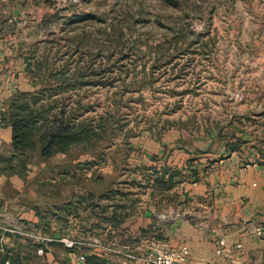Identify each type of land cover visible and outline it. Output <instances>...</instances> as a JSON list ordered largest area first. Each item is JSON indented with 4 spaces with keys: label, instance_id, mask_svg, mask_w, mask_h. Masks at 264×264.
<instances>
[{
    "label": "rangeland",
    "instance_id": "374dc122",
    "mask_svg": "<svg viewBox=\"0 0 264 264\" xmlns=\"http://www.w3.org/2000/svg\"><path fill=\"white\" fill-rule=\"evenodd\" d=\"M1 56L2 71L32 84L27 90L38 87L28 63L45 60L42 71L65 70L68 77L81 70V84L53 97L72 107L80 102L81 118L94 125L110 114L108 140L97 153L77 145L66 153L89 178L86 184L92 181L94 194L116 203L122 198L130 208L113 232L101 230L102 223L87 233L76 219L68 235L85 264H96L87 261L91 253L103 260L97 264H129L130 254L166 246L164 227L136 232L133 204L143 209L145 195L154 192L148 180L164 166L175 172L172 180L178 176L173 184L196 179L198 167L189 165L198 156L181 172L166 164L173 149L191 155L234 134L242 140L236 150L244 164L264 165V0H0ZM203 163L202 174L212 161ZM136 193L142 198L133 200ZM175 196L151 203L162 210ZM0 225V261L14 264L19 255L31 264H69L65 247L54 259L37 252L36 234L48 233Z\"/></svg>",
    "mask_w": 264,
    "mask_h": 264
},
{
    "label": "crops",
    "instance_id": "0c3cea01",
    "mask_svg": "<svg viewBox=\"0 0 264 264\" xmlns=\"http://www.w3.org/2000/svg\"><path fill=\"white\" fill-rule=\"evenodd\" d=\"M0 60L1 110L11 94L33 86L26 80H13L7 74L10 69L2 71V56ZM11 136V126L0 123V223H6L16 230L23 228L26 232L31 227L33 230L38 228L37 232L43 231L54 237L45 245L48 258H57L53 252L56 253L59 246L64 247L59 238L70 233L78 217L83 219L81 222L87 233L102 223L105 224L101 230L113 232L128 218L130 208L121 202L122 198L116 203L102 193H93L92 181L86 184L84 180L89 178L83 177L84 172L78 169L77 163L67 158L66 153L72 147L58 160H44L33 155L26 162L25 168L20 170L18 164L24 155L11 150ZM217 141L214 139L206 142L199 148L202 153L198 150L188 155L184 150L171 151L168 158L170 162L166 161V164L179 168L181 172H189L187 159L193 155L198 156L197 163L189 165L190 168L198 167L197 177L194 180V174V178L190 177L188 181V178H179L170 188H163L156 179L148 180L153 194L145 195L148 200L143 209L140 202H136L138 206L133 204V209L136 208L138 213L134 214L137 215L136 232L152 227L157 228L156 233L164 227L167 247L175 248L181 244L189 246L190 258L187 264H216L225 261L214 251L216 240L223 232L228 242L242 243V248L228 257L231 264H264V237L250 232L253 224L264 225V165L257 162L244 164L238 150L229 151L226 144L216 146ZM207 148L210 151L204 150ZM205 159L212 163L202 174L200 165L204 164ZM46 167L49 169L45 170ZM173 193L177 197L174 205L170 201L159 210L157 203H151V200L156 202L159 199L165 202L167 198L173 197ZM135 195L133 200L142 198L141 193ZM173 210L182 216L179 219L160 216L162 213L170 214ZM43 223L46 224L44 227ZM135 237L138 241L139 236Z\"/></svg>",
    "mask_w": 264,
    "mask_h": 264
},
{
    "label": "trees",
    "instance_id": "16d2710c",
    "mask_svg": "<svg viewBox=\"0 0 264 264\" xmlns=\"http://www.w3.org/2000/svg\"><path fill=\"white\" fill-rule=\"evenodd\" d=\"M43 62V63H42ZM45 60H39L36 66L28 63L34 90H17L3 103L0 110V123L11 126L12 136L9 147L12 151L23 154L19 161V169L25 168L26 162L37 155L44 160H58L73 146H81L85 152H96L108 140L110 133L107 127L109 116H100L97 124L83 117V108L80 102L77 107L66 102L58 104L60 99L53 97L60 89L82 83L83 72L77 69L73 76H67L65 70L58 72H44L42 68ZM34 78H37L34 80ZM76 81V82H75ZM59 101V102H58ZM83 109V110H82ZM105 131V135L102 134ZM220 132L218 136H220ZM242 140L232 134L231 140L226 142L227 150L238 149ZM97 153V152H96ZM167 167H163L156 181L163 188L173 185L174 171L165 177ZM6 258H3V262ZM9 259V258H8ZM87 261L100 263L103 260L98 254L91 253ZM14 264H31L21 256L13 259ZM53 264V263H44Z\"/></svg>",
    "mask_w": 264,
    "mask_h": 264
},
{
    "label": "built area",
    "instance_id": "2783aa9c",
    "mask_svg": "<svg viewBox=\"0 0 264 264\" xmlns=\"http://www.w3.org/2000/svg\"><path fill=\"white\" fill-rule=\"evenodd\" d=\"M1 66V60H0ZM163 218H180L182 215L178 211H171L170 214L162 213L160 214ZM0 228L2 226L0 225ZM3 229H7L3 227ZM8 230L12 231L14 229L8 228ZM252 234L256 236L264 235V225L261 223H256L251 226ZM54 237L50 235H41L36 234L34 241L38 243L37 252L43 253L45 252V245L52 241ZM59 240L63 243L64 247L69 250L71 258L69 264H85V255H76L74 248L77 247L76 241L73 240L69 235H63L59 238ZM242 248V243L240 241L228 242L225 233H220L216 244L214 246V251L218 256L225 258V261L218 262L216 264H231V260L228 258L231 256L235 250H240ZM130 256L129 264H187L190 258V249L187 244H181L178 247L172 248L167 246H161L159 248H153L150 251L142 252L139 256L128 255ZM227 259V260H226ZM229 259V260H228ZM0 264H12L8 258H6Z\"/></svg>",
    "mask_w": 264,
    "mask_h": 264
}]
</instances>
